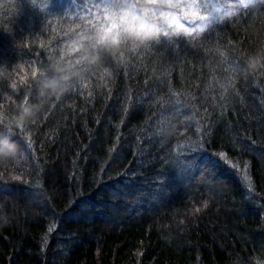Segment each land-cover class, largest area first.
I'll list each match as a JSON object with an SVG mask.
<instances>
[{
    "label": "trees",
    "instance_id": "trees-1",
    "mask_svg": "<svg viewBox=\"0 0 264 264\" xmlns=\"http://www.w3.org/2000/svg\"><path fill=\"white\" fill-rule=\"evenodd\" d=\"M127 2L0 0V264H264V4L106 49Z\"/></svg>",
    "mask_w": 264,
    "mask_h": 264
},
{
    "label": "snow or ice",
    "instance_id": "snow-or-ice-1",
    "mask_svg": "<svg viewBox=\"0 0 264 264\" xmlns=\"http://www.w3.org/2000/svg\"><path fill=\"white\" fill-rule=\"evenodd\" d=\"M256 3L264 4V0H237L232 7L248 10ZM96 6L100 7L103 19L110 27L107 28L108 35L93 38L99 39L106 49L129 39L144 43L151 37H155V41L161 37L171 41L173 36H193L198 31V21L206 22L204 26L217 22L208 10L207 0H128L123 6L98 3ZM180 21H185L187 26L179 23L181 31H177ZM204 26L200 27L201 31Z\"/></svg>",
    "mask_w": 264,
    "mask_h": 264
},
{
    "label": "clouds",
    "instance_id": "clouds-1",
    "mask_svg": "<svg viewBox=\"0 0 264 264\" xmlns=\"http://www.w3.org/2000/svg\"><path fill=\"white\" fill-rule=\"evenodd\" d=\"M147 41H155V37H151ZM0 145L3 146V149L0 150V160L10 159L16 155L17 145L11 142L8 138L0 140Z\"/></svg>",
    "mask_w": 264,
    "mask_h": 264
},
{
    "label": "rangeland",
    "instance_id": "rangeland-1",
    "mask_svg": "<svg viewBox=\"0 0 264 264\" xmlns=\"http://www.w3.org/2000/svg\"><path fill=\"white\" fill-rule=\"evenodd\" d=\"M213 11H214V9H213L211 12H213ZM211 12H210V13H211Z\"/></svg>",
    "mask_w": 264,
    "mask_h": 264
}]
</instances>
